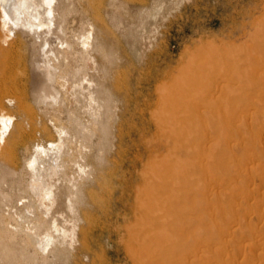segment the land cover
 <instances>
[{"label":"rangeland","instance_id":"1","mask_svg":"<svg viewBox=\"0 0 264 264\" xmlns=\"http://www.w3.org/2000/svg\"><path fill=\"white\" fill-rule=\"evenodd\" d=\"M71 1L70 40L85 26L98 38L105 28L115 53L107 133L100 157L96 148L86 157L89 198L65 263L264 264V0ZM3 27L0 61L11 43L26 93L33 49L20 31L7 41ZM46 126L43 137L56 139Z\"/></svg>","mask_w":264,"mask_h":264},{"label":"bare ground","instance_id":"2","mask_svg":"<svg viewBox=\"0 0 264 264\" xmlns=\"http://www.w3.org/2000/svg\"><path fill=\"white\" fill-rule=\"evenodd\" d=\"M120 1L111 12L115 21L116 13L123 7ZM114 2L118 1L111 4ZM73 3L71 0H0L3 14L0 23L4 26L5 39L9 41L17 31L26 33L27 46L33 49L26 93L15 83L18 59L11 43L0 61L1 103L14 106L15 101L18 111L7 113L0 106V264H66L75 239L74 223L81 219L80 208L86 209L89 196L86 182L91 176L86 157L93 148L97 149L96 158L100 157L105 141L104 116L110 98L106 78L114 49L111 50L112 41L103 36L105 28L100 29L103 33L98 38L95 33L86 32L85 26L70 40L67 30ZM89 34L90 53H97L98 57L90 55L101 74L96 75L99 83L96 81L95 85L86 81ZM74 42L80 43L78 47ZM72 98L77 99V109H72L75 106ZM61 114L67 122H63ZM47 122L54 127L56 139L43 137L49 130ZM25 142L31 146H24L26 152L19 162L16 152ZM89 193L93 194V190Z\"/></svg>","mask_w":264,"mask_h":264}]
</instances>
